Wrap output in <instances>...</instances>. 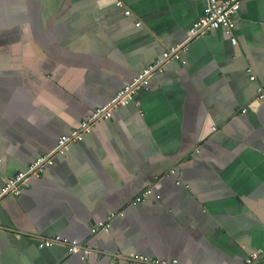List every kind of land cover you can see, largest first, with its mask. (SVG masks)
Returning <instances> with one entry per match:
<instances>
[{
    "label": "crops",
    "instance_id": "0c3cea01",
    "mask_svg": "<svg viewBox=\"0 0 264 264\" xmlns=\"http://www.w3.org/2000/svg\"><path fill=\"white\" fill-rule=\"evenodd\" d=\"M204 5L0 0V264H244L264 251V0H240L235 43L189 36ZM169 49L132 103L19 195L2 192ZM148 188L159 199L134 205ZM56 236L66 243L39 247Z\"/></svg>",
    "mask_w": 264,
    "mask_h": 264
},
{
    "label": "built area",
    "instance_id": "2783aa9c",
    "mask_svg": "<svg viewBox=\"0 0 264 264\" xmlns=\"http://www.w3.org/2000/svg\"><path fill=\"white\" fill-rule=\"evenodd\" d=\"M120 4L118 1L116 2ZM240 6V0H205V5L201 17L195 20L192 26L188 30L190 37H196L203 33H207L214 30H221L226 35L231 37L232 43L235 40L232 37L234 29V20L237 16ZM127 14V12H125ZM139 23L137 22L136 25ZM177 54L176 49H169L162 53L161 59L155 60L153 63L144 67L132 81L121 89L117 94L114 102L107 108H95L90 115H88L84 121L80 124V128L77 131H72L70 135L60 136L56 141V149L52 154H42L38 156L31 164L28 165L27 172L17 173L11 180L5 183L2 189L3 193H11L19 195L23 187H27L28 179L30 177L38 178L42 175L43 171L54 165L53 157L55 155L63 156L68 150L71 143L81 141L85 135L90 133L93 125L101 119H110L112 110L119 106H124L133 102L134 95L139 87L145 83V80L153 73H161L163 63L175 57ZM250 80H254V76H250ZM258 98L262 99V90L258 89ZM246 109H242L245 112ZM171 171L170 174H173ZM149 196H154L155 199H159V196L153 193L152 188H148L140 193L133 201V204H139L145 201ZM102 228H106L107 224L99 225ZM66 241L56 236L50 239H46L39 243V247H49L54 244H65ZM77 244H70L68 251L71 253L76 250ZM133 259L140 264H175V261L158 260L142 255H134ZM244 264H264V251L252 252L244 259Z\"/></svg>",
    "mask_w": 264,
    "mask_h": 264
}]
</instances>
